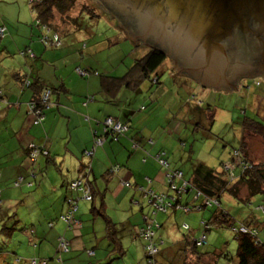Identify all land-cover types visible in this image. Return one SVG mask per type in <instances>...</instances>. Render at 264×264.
<instances>
[{"label":"rangeland","instance_id":"obj_1","mask_svg":"<svg viewBox=\"0 0 264 264\" xmlns=\"http://www.w3.org/2000/svg\"><path fill=\"white\" fill-rule=\"evenodd\" d=\"M38 2L39 0H0V21H6L11 28H16L19 24L18 26L22 29L26 27L25 24L27 25V23L29 25L32 23V26L36 28L35 21L38 14L36 5ZM83 9H88L94 16L100 15L101 17L93 19L88 14H83L80 19V28H75V30L71 31L68 29V31L62 32L70 24L64 18L65 16L63 14L55 13L52 22L60 30L62 29L61 37L63 44L60 47L53 45H49V47L63 50V52L68 49L69 51L66 57L73 59V54L70 52L73 48L71 41L75 40V62H73L72 70L81 79L88 80L95 78L98 80L99 78V82L103 81L101 76L99 77V75L94 73H90L87 77H82L77 71L76 66H80L82 69L97 70L99 73H105L112 77H123L124 80L133 81L136 75L133 73L129 74L131 66L137 58L141 57L152 46L148 43L137 44L136 41H133L129 34L118 26L115 17L110 11L101 9L100 2L97 0H76L75 6L70 14L75 16L81 13ZM38 31L40 34L45 33L40 31V29ZM13 32L20 34L15 29ZM49 32L54 34V31ZM6 34H11V32L7 30ZM76 38L80 41L77 44ZM3 40L4 37L0 39V44H2ZM113 40H116V42L112 43ZM84 42L89 44L91 51L84 48L82 49V53H80V46ZM16 53L19 52L17 51ZM3 60H5L6 64L4 66L8 67L11 64L10 58ZM1 62L0 89L2 88L4 93L9 95L10 86L17 81L12 79V74L5 70ZM163 70L164 65L162 64L157 70V73L160 74V82L158 84L151 83L152 81L146 79L139 83L140 85L136 90L132 89V86H124L115 95L111 91L107 94H102L105 98L100 97V91L94 93V95L96 98L103 100L109 109L115 111H108V113L116 117L118 116L122 120L128 119L125 116L126 112L130 113L133 111L129 115L131 123H138L142 129L147 127V131H151L154 134L152 136L154 139L157 136L164 149L168 152L169 160L174 161L173 165L182 168L186 176L191 175L193 167L197 163H205L217 170H220L224 163V166L227 168L225 169L227 171L229 170L231 180H234L230 169L233 168L234 163L238 164L239 160L237 158V161L231 162V160L234 157L236 149H241L242 136L246 139V149L249 147L248 153L246 154L248 159L257 162L264 161V137L248 130L244 131L243 134L242 126V121L245 117L253 116V113H256L251 108L254 106L253 103L255 100V97L251 93L254 78H244L239 88L227 92L223 88H221L222 90L215 87L206 88L203 84H199L194 77H189L182 73H171L168 69ZM112 77H110V81ZM66 78L72 81L67 76ZM259 78L264 83V79L262 77ZM47 83L49 85L51 84L50 82ZM131 83L133 85L135 82ZM110 99L115 100L117 103L119 102V105L107 104L110 103ZM123 100L127 101L126 107H124L125 102ZM10 103L11 105H7L5 110H8L9 106L19 108L16 103L12 101ZM5 105H2L1 108ZM22 106H25L24 108L28 113L27 102L25 105L22 104ZM141 106H145V109L141 110ZM119 109L121 110L119 111ZM263 109L264 107L261 106V110ZM4 111L3 113H6ZM210 113L215 114L212 120L209 119L208 114ZM256 115L259 116L258 113ZM261 119L264 120V118ZM170 121L175 122L176 125L172 131L168 130ZM150 157L155 158L153 155ZM15 187L13 185L9 189L14 191ZM2 190L5 191V188H2ZM138 190L141 191L139 188ZM250 194L246 185L241 184L236 194L238 198L228 193L222 195L221 208L229 212L233 217L231 221L232 227H238L244 222L252 224L255 222L254 219L257 220L259 225H255L254 227L259 230V237L264 241V210L257 208L260 205L264 206V200L260 195L254 196L250 203H245L241 200L250 199ZM202 200L203 198L201 196L199 199H195V192L191 191L183 196L181 203L183 205H189L191 208L194 205H200ZM86 202H89L87 203L89 204L88 207H91V201L85 200L84 198L79 199L80 211H85L82 206ZM6 205L4 206L6 207ZM138 210H140V207ZM217 210H219L217 205H208L201 209L193 207L190 212H184L180 209L177 211V216L173 217L174 215H172L173 221L177 226L175 232L179 234V237L170 235V238H167V236H164L166 243L163 246L165 248L169 246L175 248L177 244L176 240L180 239L185 233H190L191 230L188 231L181 228V225L185 222L191 226L192 233L195 236H200L205 229L203 221H211L214 212ZM8 211L10 213L9 216L0 215V255L2 253L7 254H3L6 263L4 259H0V264H33L31 261L34 257H37L39 260H47V264H154L147 257L144 248L145 243L139 237L137 239L133 238L130 245L127 240L125 241L124 248H126L127 253L124 256L112 258V256L119 253V250H114L113 248L108 252L109 240L106 237L104 221L99 216L85 223V225H90V227L96 224L95 231L97 238L92 234L91 239L87 240L89 242L87 249L75 251L70 248V252H61L62 260H58L60 255L57 250L58 237L64 235L66 230L75 232V230L81 229L82 227L76 225L72 227L71 225L72 228L68 229L69 224L58 216L54 221H51L54 224V228H43L42 225H37L40 231L31 233L29 228L26 230L23 228L25 227L23 222H18L13 208H9ZM162 212L157 211V214H153L154 218L159 220L161 218L165 219L166 216ZM22 216L23 219L25 217L28 220L34 219L36 221V217L33 216L31 218L26 208L23 209ZM135 216L133 215V217ZM3 223H6L8 227L14 226L17 230L10 234L3 227ZM212 224L211 230H207V241L199 247L200 251L205 252V254H194L193 251H186V254L179 257V259L176 257L177 255L174 257L175 263L214 264L215 258L212 254H220L216 258L219 264L238 263V233L231 227L226 226L225 223L223 225ZM171 225H173V222ZM178 226L181 229H178ZM161 232L164 234L163 228ZM58 233L60 234L58 235ZM46 235H49L48 239ZM29 236L35 238L36 245L29 242ZM90 247L97 254L89 255L88 249ZM103 256L104 258H102ZM158 256L160 257H158L160 262L169 261L168 258L164 257V251L162 255L159 254ZM167 256L173 257L172 254H168Z\"/></svg>","mask_w":264,"mask_h":264},{"label":"crops","instance_id":"obj_2","mask_svg":"<svg viewBox=\"0 0 264 264\" xmlns=\"http://www.w3.org/2000/svg\"><path fill=\"white\" fill-rule=\"evenodd\" d=\"M23 18L25 19V17ZM0 24H5L7 30L11 32L4 37L2 44H0V61L4 66L6 64L3 59L10 58L11 64L8 67L4 66V68L12 74V79L17 81L14 80L15 83L10 86L9 95L4 93L2 88L0 91L7 101H12L19 106V108L9 106L8 110H5V107L11 103H6L4 99H0L2 216H9L8 209L13 208L18 222H23L25 230L29 228L30 231L37 233L38 230L40 231L38 228L40 225L43 228H54L51 221H54L67 210L66 197L70 195L69 183L80 174L87 172L92 180L94 201H91V207H88L89 204L87 203L89 202H86L82 206L85 211H80L79 208L75 214L82 221V228L75 230V232L66 230L63 236H66L71 242L72 250L87 249L89 243L87 240L91 239L92 234L95 238L97 237L96 224L90 227L85 223L91 219H96L95 217L101 213H106L111 220L118 223L122 222L123 229H121L119 236L123 245L126 240L130 245L133 238L137 239L136 229L143 221L142 212L143 206L146 205V196L141 188L142 185H147L146 176L152 179L151 187L155 191L169 192L164 171L160 165L154 158L145 157L146 150L156 154L163 148V145L157 136L153 145L148 143L154 134L147 131V127L142 129L138 123H131L129 115L133 111L125 113L128 118L125 120L117 116L120 120L129 123L130 129L124 136L118 141H112L109 135L102 144H96L95 136L103 133L104 118L111 115L108 111H115L109 109L103 100L94 95L101 90L99 78L98 80L95 78L81 79L76 72H73L75 40L71 41L73 48L70 52L73 54V59H70L66 57L68 49L63 52V50L45 46L39 40V31L32 26V23L31 25L25 24L26 27L22 29L18 26L19 24L16 28H11L6 21H0ZM14 29L20 34H15ZM78 42L80 41L76 38V44ZM28 48L34 53V59L21 53L22 50ZM17 51L19 53H16ZM16 72L24 74L30 79L32 76H37L40 82L55 88L54 95L50 97L51 106L46 112V119L38 125L31 122L25 106H22L31 100L33 89L24 86L22 79L14 75ZM66 76L72 81H69ZM47 82L51 84L49 85ZM241 83L242 81L239 82L237 88L241 86ZM203 86L209 87L205 84ZM233 90L235 89L227 92ZM251 93L255 97L254 106L251 107L256 112L253 113V118L264 122L261 119L264 118V109L261 110V106L264 107V84L259 88L253 85ZM102 94L104 93L101 92L100 97L105 98ZM87 97L88 99L85 101ZM120 100L122 101V99ZM123 101L125 102L124 107H126L127 101ZM115 102L111 99L110 103L107 104L119 105V102ZM2 105L5 106L1 108ZM257 113L260 117L256 115ZM175 127V122L170 121L168 130L172 131ZM135 139L141 144L140 149L132 147V142ZM30 143L44 145L49 150V156L40 155L35 162L30 160L27 155V146ZM88 151L91 153L89 154ZM238 160L244 162L240 158ZM172 162L174 163V161ZM85 164H89V168L84 170ZM116 164H120L121 167L116 170L112 169L114 172L110 175L107 174V170ZM125 180H129L135 186L139 185L141 191L138 190V187L125 185L123 183ZM13 185L16 186L15 192L9 189ZM2 188H5V191ZM139 207L140 210H138ZM24 208L28 210L31 218L36 217V221L22 218ZM3 209L7 210L4 212ZM133 215L136 216L133 217ZM99 217L103 219L101 215ZM170 235L168 232L164 236L170 238ZM46 238L48 239L49 235H46ZM170 247H166L167 250H163L166 249L163 247L160 255L163 251L164 255L171 254ZM90 249L92 248L90 247ZM0 259H4L6 263L4 255L0 256ZM158 260L160 261V259Z\"/></svg>","mask_w":264,"mask_h":264},{"label":"trees","instance_id":"obj_3","mask_svg":"<svg viewBox=\"0 0 264 264\" xmlns=\"http://www.w3.org/2000/svg\"><path fill=\"white\" fill-rule=\"evenodd\" d=\"M102 1V0H101ZM75 2L76 0H39L38 4L36 5L37 9H38V14H37V19L35 21L36 25V29L40 31H42L44 34H40L38 35V38L40 41L43 42V44L45 46H49V45H53V46H57L60 47L63 43H62V37H61V33L65 32V31H71V30H75V28H80V19L82 17L83 14H88V16H90V18L96 19L98 17H101L100 15H93L90 11H88V9H83L81 13L73 16L70 14L71 10L74 8L75 6ZM99 6V5H98ZM61 13L63 14L65 17V19L68 20L70 26H68L66 29L61 30L55 26V24L52 22V20L54 19L55 13ZM116 22L118 21V18H115ZM0 26L5 27V34L3 36H0V39L5 37L7 34V26L5 24H0ZM49 31H54V34H51ZM55 34H57L59 36V39L61 41L60 44H56L54 42V36ZM47 38V40L45 39ZM113 42H116V40H113ZM84 45V46H83ZM83 47L80 46V49H84L87 48L89 51H91V47H89V44L87 42L83 43ZM136 46V44H135ZM23 55H27L30 56L32 59H34V53L32 52V50L30 48L28 49H24L21 52ZM82 53V51L80 52ZM164 65V70L168 69L169 71H171V73H175L177 74L178 69L176 67H174L172 65L171 60L168 58V56L166 55L165 52H163L161 49L157 48V47H150V49L147 52H144L143 55L139 58H137L133 65L131 66V71L129 74L133 73L135 78L133 79V81L131 80H124L123 77H112L110 75H107L105 73H99L97 70H92V69H83L85 71V73L81 74L82 77H87V75H89L90 73H94L96 75H99V77H102V82H100V92H103L105 94H107L109 91L112 92V94L114 93V95L121 90V88H123L124 86L126 87H130L132 86L134 90H136L139 87V83L141 81L144 80H150L152 81L151 83H155L158 84L160 81V74L157 73V70L159 69V67L161 65ZM175 68V69H174ZM77 71L79 69H82V67L78 66L76 67ZM163 70V71H164ZM28 74V73H27ZM16 77H18L19 79H22V82L24 83V86L32 88L33 89V96L31 98V100H29L27 102V107H28V113L27 115L30 117L31 122L35 125H38L42 122L45 121L46 119V112L47 110L50 108L51 106V98L49 99V107L45 108V103L42 104V95L44 92H46V90L50 91V97L53 95V92L55 91V88H52L48 85L43 84L42 82H40L39 77L37 76H32V78H28V76H25L24 74H20L19 72H16L14 74ZM31 75V74H29ZM186 75V74H185ZM256 76V75H255ZM110 77H112L111 81H110ZM258 78H254L253 81V85H256L259 87H261L264 83L260 80V76H256ZM251 78V77H250ZM263 78V77H262ZM264 79V78H263ZM124 80V81H122ZM197 81V79H195ZM131 82H135L133 85ZM199 84H204L203 82H199L197 81ZM114 90H112V89ZM208 88H212V87H208ZM93 96V95H92ZM4 99L6 101V103H9L4 95L1 94L0 91V99ZM93 98H95L93 96ZM88 99V97L85 99V101ZM111 101V99H110ZM33 104L35 107L39 108V107H43V119L39 122L36 123L37 120V116L34 114V112H30L29 111V105ZM141 110L145 109V106H141L140 108ZM209 115V119L212 120L214 118V115L212 113L208 114ZM115 117V116H113ZM116 120H120L119 118L115 117ZM122 121V120H120ZM122 123L126 124V126L128 127L125 131L120 132L113 135H110L109 137L112 138V141H118L122 136H124L130 129L129 123L128 122H124L122 121ZM242 126H243V134L244 131L248 130L251 132H255L259 135H262L264 137V122L254 119L253 116L250 117H245L242 121ZM105 124L103 123L102 129H104ZM105 131V130H103ZM104 134V132H103ZM242 134V135H243ZM242 145H241V149H236V151L239 152L240 156L236 154H234V157H232V162L241 158L242 160H244L243 165H238L235 166V168L231 171L232 175H234V180H231V175H229V170L227 171L225 169L224 163H223V167L220 168V170L214 169L212 167H210L209 165L205 164V163H197L194 167H193V171L191 173V175L186 176L184 170L180 167H177L175 165H173L174 163L172 161L169 160L168 157V152L163 148H161L160 151H158L156 154H152L150 151L146 150V156L145 157H150L151 155H153L156 160V162L160 165V168L164 171V175H165V179L167 181V185H168V190L169 192L165 193V192H158L155 191L152 187H151V182L152 179L148 176H146V184L147 185H142V190H144V193H146L145 197V201H146V205H144L143 207V212H142V217H143V221L142 224L136 229V235L137 238L139 237V239H143L144 241V248L147 254V248H146V244L147 242H149V240L147 241L144 236H143V230L146 231V229L150 228L152 229V231H154V235H153V241H154V245L159 249V253L160 254L161 250L163 249V244L164 242L166 243L165 239H164V234H171V236H178L179 234L175 232L177 226L173 221L172 215H174L173 217L178 215V212L180 209H182V211L184 212H190L192 210V208H197V209H201L203 207H207L208 205L210 206H215L217 205L219 207V210L214 212L213 215V219L211 221H203V225L207 226V230H211L213 224L216 225H223V223L226 224V226H229L232 228V224L231 221L233 219V217L230 215L229 212L225 211L224 209L221 208V197L224 193H228L231 196L237 197L236 195L240 189V185H246V187L249 189L250 191V199L243 200L245 203H250L252 201V198L256 195H260V197L264 200V161L262 162H257V161H252L250 159H248V157L246 156L247 154V149H246V139L242 136ZM154 138L150 139L148 141L149 144H154ZM30 144H28L27 146V155L28 157L31 159V155H30ZM39 147H41V149L43 150H47V153H39V155L37 157H39L40 155L49 156V150L44 146V145H38ZM132 147L134 149H140L141 148V144L138 142V140H133L132 142ZM237 156V157H236ZM146 159V158H145ZM37 160V159H36ZM162 160H165L167 163L165 165H163V163L161 162ZM236 160V161H237ZM172 163V164H171ZM87 164V163H86ZM85 164V165H86ZM89 164L84 166L83 169H88ZM118 167H121L120 164H116L115 166H113L112 168L107 170V174H111L113 173L114 170H116ZM239 168V169H238ZM238 169V170H237ZM237 170V171H236ZM168 172H181L182 175L176 176V178H174V183L176 184V188H172L170 186V178L167 176ZM0 175H1V171H0ZM83 182L82 184L84 186L88 185L94 195V189H93V185H92V180L89 177V173L85 172V174H81ZM170 181V182H169ZM123 183L125 185H127L126 183H129L130 187H138L133 185V183H131L129 180H125L123 181ZM128 186V185H127ZM1 189V187H0ZM69 192H70V196H79L80 198V193H82L83 190H79L76 191V193L74 194L75 189L71 188V185L69 183L68 186ZM149 190V193H148ZM151 191L153 193L156 194H163L164 195V199H163V209H158L154 203V195L151 194ZM180 191V192H178ZM191 191L195 192V199H199V197L201 196L203 198V200L201 201L202 203L200 205H194L193 207H189V205H183L182 202V198L183 196L187 193H190ZM199 194V195H198ZM209 201L210 203H206V201ZM1 194H0V215L2 214L1 212ZM92 201H94V197L92 199ZM148 202V203H147ZM78 204V208L79 209V203ZM69 207V206H68ZM71 208V206L69 207ZM257 208L259 209H264V206L260 205ZM4 212L7 209H3ZM157 211H163L162 213L165 214L166 218L165 219H156L154 218L153 214H157ZM77 212V211H76ZM75 212V214H76ZM174 212V213H173ZM169 213V214H168ZM173 213V214H172ZM74 214V218L79 219L78 217H76ZM62 215V214H61ZM60 215V218H62V216ZM101 215V217L104 219V225H105V230H106V237H108L109 243H108V252H110L113 248L114 250H119V253H117V255L112 256V258H117L119 256H124L127 252L126 248H124V245L121 241V238L119 236V234L121 233V229H123V224L122 222H115L113 220H111V218L106 214V213H101L99 214ZM98 215V216H99ZM63 219V218H62ZM64 220V219H63ZM65 221V220H64ZM215 221V222H214ZM255 222H253L252 224L244 222L241 223L238 227L234 226L236 228L245 226L247 228V231L245 232H237V238H238V248H237V257H238V263L237 264H264V241L260 239L259 237V230H257L256 227H254L255 225H259L258 221L254 219ZM67 222V221H66ZM173 222V225H171ZM254 224V225H253ZM2 226V225H1ZM81 226H82V221H81ZM150 226V227H149ZM3 227L6 228L10 234H12V232H14L15 230H17L16 227H8L6 225V223H3ZM180 226H178V229H185L190 231V233H185L183 236L180 237L179 241H176L177 244L175 246V248L170 247L172 252L171 253L173 255V257H169L167 256L168 254H165L164 257L168 258V262H162L161 264H177L174 261V257H181L184 254H186L187 252L193 251V253H201V254H205V252L200 251L199 247H201L204 243L202 244H198L197 243V239L200 238V236H195L192 232L193 230L191 229V226L185 222L183 225H181V228H179ZM162 228L164 229V234L161 232ZM206 228L204 229V231H202L201 234L203 233H207ZM31 233H34V231L31 230ZM34 236V235H33ZM33 236H29L28 240L29 242L33 243L36 245L35 242V238ZM66 238V237H65ZM164 242H163V240ZM69 240V239H68ZM161 242H163V244H161ZM59 240H58V249H59ZM71 248V247H70ZM70 248L68 250V252H70ZM168 248V249H170ZM163 250H167L163 249ZM89 255H94L95 254V250L92 248L90 250H88ZM167 253V251H166ZM3 254L6 253H2L0 256H2ZM169 254V255H171ZM209 254V253H207ZM7 255V254H6ZM157 256H152L153 259H155V257L157 259ZM214 255V264H219V261L216 259L220 254H212ZM149 258H151V256H148ZM37 258V257H34ZM38 259V258H37ZM61 260H62V256H61Z\"/></svg>","mask_w":264,"mask_h":264},{"label":"water","instance_id":"obj_4","mask_svg":"<svg viewBox=\"0 0 264 264\" xmlns=\"http://www.w3.org/2000/svg\"><path fill=\"white\" fill-rule=\"evenodd\" d=\"M97 1L100 2L101 9L110 11L114 17H117L118 20L125 24L124 27L127 30L134 31V34L137 29L129 24L136 26L139 24L142 33L146 37L142 39L143 34H140L141 38L137 39V44L147 43V38L155 37L161 39L164 43H167V40L174 42L173 45L176 48V52L181 51L183 53L186 50L189 56L194 54L191 59L197 61L196 71L180 69L177 74L182 73L198 79V77L200 78L198 71L201 67H206V72L202 77V82L205 85L218 89L223 88L225 91L237 89L239 83L235 84V86L234 82H232L233 70L231 69V63L222 65V61L226 60V57L218 55V49L223 52L230 47L228 40H222L224 35H226L222 33L227 28L226 24L234 20L232 16L236 14L239 0ZM256 3L259 5L257 6L258 11H260L258 12L259 14L256 13V16H260L261 21L264 22V5H262L264 0H256ZM118 26H120L119 21ZM220 31L222 33L216 34ZM210 32H215V34H210ZM216 36L218 39H214ZM203 37L206 38V46L204 51H201L198 47ZM258 39L261 40L260 37ZM176 43L179 44L178 46L181 47V50L176 47ZM216 45L220 47L215 49ZM196 49L199 50L197 54ZM256 76L264 78V75L261 74Z\"/></svg>","mask_w":264,"mask_h":264},{"label":"flooded vegetation","instance_id":"obj_5","mask_svg":"<svg viewBox=\"0 0 264 264\" xmlns=\"http://www.w3.org/2000/svg\"><path fill=\"white\" fill-rule=\"evenodd\" d=\"M257 6L259 5L256 3V0H239L237 5L238 8H236V14H233L232 16L234 17V20L226 24L227 28H225L224 33L221 31L216 33L226 34L222 40H228L230 44L228 50L224 48L225 50L222 52L220 49H218V55L226 57V60L222 61L223 66L229 62L231 63V69L233 70L232 82H234V85L238 84L244 78L252 77L258 74L264 75V22L261 21L260 16H256V13L260 12L258 11L259 9ZM118 21L121 29L127 34H130L129 36L133 41H137V39L141 38L140 34L143 33L139 27V24H137V26L129 24L134 28L136 27L137 30L134 34V31L127 30L124 27L125 24L120 20ZM176 27H174V29H176ZM210 34H215V32H210ZM145 37L146 36L143 34L142 39ZM259 37L261 40L258 39ZM205 39L206 38L204 37L201 38L200 46L198 47L201 51H204L205 49ZM214 39H218V37L216 36ZM168 42L169 41L167 40V43ZM147 43L152 47H157L165 52L168 58L171 60L172 65L178 70L183 69L186 71L192 69L196 71L198 66L197 61L195 59H191L194 54L189 56L186 50H182L183 53L181 51L176 52V48L173 45L174 42H169V44H167L161 39L153 37L147 38ZM176 44V47L181 50V47L178 46L179 44ZM218 47L220 46L216 45L215 49ZM221 47L223 48V46ZM199 50L196 49V54ZM206 69V67L200 68L198 71L200 78L198 77L197 81L202 82V77L205 74ZM217 78L219 79V77Z\"/></svg>","mask_w":264,"mask_h":264},{"label":"built area","instance_id":"obj_6","mask_svg":"<svg viewBox=\"0 0 264 264\" xmlns=\"http://www.w3.org/2000/svg\"><path fill=\"white\" fill-rule=\"evenodd\" d=\"M4 34H5V27L0 26V36H3ZM45 39L47 40V38H45ZM54 42L56 44H60L61 43V41L59 39V36L57 34H55V36H54ZM78 72L79 73H82V74L85 73V71H83L81 69H79ZM49 99H50V91L49 90H46V92H44L43 95H42V104L45 103V108L49 107V105H50L49 104ZM29 111L30 112H34V114L38 117L37 120H36V123L39 122V121H41L43 119V116H42L43 115V107L42 108L41 107L37 108L33 104H31V105H29ZM104 124H105L104 130L105 131H108V132H111V134L113 136L115 134H117V133H120V132L125 131L128 128L126 126V124L122 123L120 120H116L115 118H113L111 116H108V117H106L104 119ZM104 140H105V137L104 136H99L96 139V143L97 144H100ZM29 147H30V155H31V157L33 159L36 158L39 155V153H41V152L47 153V150L46 149L43 150V149H41V147H39L38 145H36L34 143H31L29 145ZM88 153L90 154L91 151H88ZM161 162L163 163V165H165L167 163L165 160H162ZM233 168H234V165H233ZM181 175H182L181 172H174V173L173 172H168L167 173V176L170 178V181H171V182L169 181L170 182V186L173 189L176 188V184L173 181L174 178H176V176H179L180 177ZM82 182H83V179L82 178H79V179H77V180H75V181H73L71 183V187L73 189H75V190H78V191L79 190H83L82 191V194H83V196H84L85 199H88V200L92 199L93 195H92L91 188L88 185L84 186L82 184ZM126 184L129 185V183H126ZM178 192H180V191H178ZM148 193H149V190H148ZM151 194L154 195V201H155L154 205L158 209H163L164 208V206H163L164 195L161 194V193L156 194V193H153L152 191H151ZM69 201L72 204V206H71L70 210L66 214L62 215V218L65 221H67L68 223H71V222L80 223L76 218H74V215H73V212L77 208V206H75V200L70 199ZM206 203L209 204L210 202L206 200ZM239 230L242 231V232H245V231H247V228L245 226H242V227L239 228ZM153 235H154V231H152V229L148 228V229H146V231L143 230V236H144V238L147 241L149 240V242H147V244H146V248H147V251H148L147 252L148 255H150L151 257L153 255H155L157 253V251H158V248L154 245V241H153L154 240L153 239L154 237H153ZM204 242H206V235L205 234H202L200 236V238L197 239V243L198 244H202ZM60 245H61V247L64 250H68L67 243H66V241L64 239H61ZM156 264H160V263H156Z\"/></svg>","mask_w":264,"mask_h":264},{"label":"clouds","instance_id":"obj_7","mask_svg":"<svg viewBox=\"0 0 264 264\" xmlns=\"http://www.w3.org/2000/svg\"><path fill=\"white\" fill-rule=\"evenodd\" d=\"M81 70H83V69H81ZM84 71V70H83ZM82 74V73H81ZM108 116H111V115H108ZM108 116H106V117H108ZM105 117V118H106ZM111 117H113V116H111ZM104 118V119H105ZM113 118H115V117H113ZM116 119V118H115ZM118 120V119H117ZM122 122V121H121ZM103 123H104V120H103ZM104 130V129H103ZM104 132V134L102 133V134H97L95 137H96V139H97V137H99V136H104L105 137V140H106V138H107V136H109V135H112L111 134V132H108V131H103ZM96 139H95V143H96ZM104 140V141H105ZM103 141V142H104ZM102 142V143H103ZM102 143H100V144H102ZM31 144V143H30ZM35 144V143H34ZM97 144V143H96ZM37 145V144H36ZM236 154L237 155H239L240 156V154H239V152L238 151H236ZM237 157V156H236ZM241 157V156H240ZM38 157H36V158H31L30 160H32V161H36V159H37ZM241 159V158H240ZM232 162V161H231ZM240 163V164H239ZM234 165V168H235V166H238V165H243V163L240 161V162H238V164H236V163H234L233 164ZM233 168V169H234ZM233 169H230V171H232ZM232 173V172H231ZM83 174V173H82ZM82 176L83 175H79V177H77L76 179H74V180H72L71 182H70V185H71V183L73 182V181H75V180H77V179H79V178H82ZM232 177H234V175H232ZM16 183H18V181H16ZM129 186V185H128ZM72 188V187H71ZM73 189V188H72ZM73 191H78V190H73ZM92 191V190H91ZM0 194H1V189H0ZM92 195H93V192H92ZM93 197H94V195H93ZM93 197H92V199H93ZM80 198H84V196H83V194L81 193V195H80ZM70 199H72V200H75V206H77V208H78V201H79V196H77V197H75V196H70V195H68L67 197H66V202H67V205L70 207V206H72V204L70 203ZM85 199V198H84ZM92 199H90V200H88V199H85V200H88V201H92ZM206 201V200H205ZM69 207H67V210H66V212L65 213H63L62 215H64V214H66L69 210H70V208ZM77 208H76V210L73 212V215L75 214V212L77 211ZM61 215V216H62ZM77 219V218H76ZM80 223H75V222H71V223H68L69 224V228H72L73 227V225H76V226H78V227H81V220L80 219H77ZM71 225H72V227H71ZM205 228H206V230H207V226L205 225ZM240 228V227H239ZM239 228H236V227H232V229H234L236 232H239L240 230H239ZM205 230V231H206ZM242 232V231H241ZM203 234H205L206 235V241H207V233H203ZM202 235V234H201ZM200 235V236H201ZM61 239H64L65 241H66V243H67V246H68V250H69V248L71 247L70 245H71V242L67 239V238H65L63 235H61V236H59L58 237V240H59V242L61 241ZM68 250H64L62 247H61V245H60V243H59V249H58V252L60 253V255H59V257H58V260H61V256H62V254H61V252H68ZM158 253H159V249H158V251H157V253L155 254V255H153V257L154 256H157L158 255ZM147 255V257L149 256L148 255V253L146 254ZM149 258V257H148ZM150 259V261H152V262H154V264H156V263H160L161 264V262L155 257V259H153L152 257L151 258H149ZM31 263H33V264H47V260H45V259H43V260H39V259H37V258H33L32 259V261H31Z\"/></svg>","mask_w":264,"mask_h":264}]
</instances>
